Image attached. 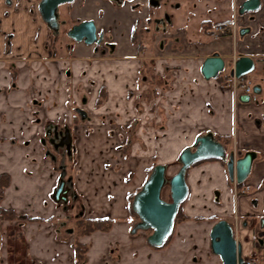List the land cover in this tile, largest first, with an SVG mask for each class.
I'll return each mask as SVG.
<instances>
[{
	"label": "crops",
	"instance_id": "0c3cea01",
	"mask_svg": "<svg viewBox=\"0 0 264 264\" xmlns=\"http://www.w3.org/2000/svg\"><path fill=\"white\" fill-rule=\"evenodd\" d=\"M39 2L0 0V175L2 182L9 178L0 208L16 215L0 220V264H75V241L87 246L83 264H221L206 240L220 207L207 201L191 215L189 201L184 203L183 213L192 219L180 225V235L168 246L154 249L145 232L131 233L129 199L154 163L166 165L145 152L158 132L183 145L210 132L236 152H255L252 161H264V29L258 30L264 14L253 21V38L248 35L241 50L255 61L259 100L250 104L200 73L203 59L214 52L232 58L222 46L213 49L197 38L182 42L193 52L145 56L147 47L130 36L133 22L145 20L143 10L110 0L60 5L58 21L91 20L104 32L103 42L113 50L100 54L94 45L66 38L64 25L55 35L40 16ZM100 94L105 98L98 106ZM59 130L69 133L68 158L50 143ZM210 168L213 172L201 166L189 171L188 198L205 197L199 181L210 183L208 189L223 187L219 168ZM263 176L262 170L255 181ZM60 179L69 181L65 203L53 198ZM241 208L249 210L246 200ZM78 218L111 223L108 231L77 235Z\"/></svg>",
	"mask_w": 264,
	"mask_h": 264
},
{
	"label": "flooded vegetation",
	"instance_id": "af4514ba",
	"mask_svg": "<svg viewBox=\"0 0 264 264\" xmlns=\"http://www.w3.org/2000/svg\"><path fill=\"white\" fill-rule=\"evenodd\" d=\"M110 1H112L113 3L117 5L126 4L131 9L136 10L137 8H139V11L143 10L142 12L145 15V20L141 24H139L138 20L134 21L132 24L131 30H130L131 39L134 40L132 42L135 43L137 46L143 47L142 38L140 41H137V37L141 36V34L143 36L148 35L150 32H152V34L157 33V32L166 33L169 35L172 34L169 29V25L171 24V16L167 12H164L163 14H158L157 11L155 12V10L163 4L162 1L161 2L160 0H110ZM244 1L245 0H232V14H231V17H229L228 19H225L222 21H215V22L209 20L208 18L203 19L204 20L203 26L206 27L205 32L207 33V36L209 38H213L214 41L226 39V37L232 38V39L230 38L229 41L224 40L223 43L225 42H227L228 44L230 43L229 50L233 53V55L235 53L241 55V50L243 48H246L247 41H248L247 40L248 35L251 34L250 37L253 38L252 31L254 28L252 27V23L254 20H256L255 18L257 17V15H259V13L262 14V12L264 11V2L260 0V6L257 10L248 11V12L244 11L242 13H239L241 9V5ZM179 5H180L179 3H176L175 7L178 8ZM206 5L207 3H205L204 6L202 7L199 6V10L203 11L204 14L206 12L205 10ZM57 22H58L57 31H54L49 26L48 27L54 32L55 35H58L60 31L59 27L61 25L66 26V29L63 31L62 34L65 35L66 38L70 39V41H73L72 38L67 36V32L74 25L80 23V21H77L76 23H71V24H68V22H65V21L60 22L58 21V13H57ZM150 23L153 24L152 29L148 26V24ZM218 27H221V32L218 35H214ZM263 29H264L263 25H260L258 30L262 31ZM260 31H256L254 34L261 35ZM139 32H142V33L140 34ZM100 34L102 36L101 40L98 43L94 42L91 45H94L95 49L100 54H104L105 52L109 50H113L112 43L103 42L104 32L103 31L98 32L96 30V36L99 37ZM163 42L164 41H160V47L162 46ZM167 46L168 45H166L165 48H167ZM213 54H218V53L214 52L211 55ZM221 58L224 60V69L220 73H218V75L215 78L219 80L220 82L219 84L223 87V85L225 84L227 80V76H229L228 73L226 74L225 69L226 68L231 69V65L234 59H233V56L230 59L223 58V57ZM235 78L238 79L239 81L246 80L245 77H238V78L235 77ZM252 91L254 92L256 96L255 101H252L250 97L248 98L247 102L240 101L239 98L243 96V94H239L237 97L235 95V97L241 103L256 104L258 103V100H259L258 98L259 92L256 94L255 93L256 90L254 89V87H252ZM77 113L79 117H81L82 119L87 118L85 111L81 109H77ZM57 135L59 137H57ZM50 137H51L50 143L51 141L53 142V150L56 151V148L59 147L61 148L60 153L62 155L68 156V152H69L68 140L70 138L68 131L67 130L54 131L51 133ZM217 142L223 145V148L225 150L224 159L210 158V159H206L202 161H197L191 164L185 171V181L188 187V194H189L188 197L190 196L191 190H192L191 186L188 183L190 170L195 169L204 163H213V164H216V166L219 168V170L221 171V175L223 177V181H222L223 187L221 186L222 188H219L218 186H214L212 189H210V195H212L214 203L219 205L220 212H219L218 218H216L217 216H214L213 218L214 221L206 235L207 248L209 249V252L218 256L221 264H223L221 256L212 252L210 231L212 227L218 221H224L230 227L232 238L234 239L235 244H236L237 254L240 256L242 260L240 264H264V176L261 178L259 182L255 181L256 177L260 176L261 171L262 170L264 171V161H252V159H254V156H255V152L253 151H250V150L245 151V153L243 154H241L240 151H237L238 155H236L234 151H232V148L231 147L229 148L228 143L221 142V141H217ZM189 148L191 149V151H194L195 148L193 147V143L191 144ZM231 153L233 154V161H229V158H228ZM249 153L252 154L253 156L250 161V167H249L248 173L241 179V181H238V179L242 175L241 174V169H242L241 162L242 161L240 160L243 159ZM47 155L50 156L52 159L55 158L52 154H50V152H47ZM177 162L179 163V167L177 168V170H175V173L173 175H175L181 167V163L179 161V155L177 157ZM165 175H166V167H165ZM173 175H171V177ZM65 182L66 183L64 184V186L66 185L68 186L69 181L65 180ZM161 197L163 198L162 192H161ZM260 198L261 200L259 201ZM67 199H68V194H67ZM186 200L179 207H181L182 215H184L185 217H188L183 213V210H182ZM244 200H246L247 207L249 206V210L245 212L241 208V205ZM79 216L80 215H76V217H79ZM195 218H198V217H194L193 219ZM78 219H76V221ZM188 219H192V218L188 217ZM200 219L201 218H198L196 220H200ZM6 220H9V219H6ZM184 221H187V219L184 218V220L178 221V211H177V214L174 219V225L172 228V232L170 236L166 239L164 244L160 247H152L147 243V236L151 233V230L149 229H146V230L136 229V231L133 232V234L136 233L137 231H143L146 233V244L148 245V247L154 248V249L165 248L166 246H168V244H170L174 240L176 236L180 235L179 233L180 228H181L180 225ZM138 222L139 220L137 219L133 228L137 225ZM75 228H76V222H75ZM147 232H149V234H147ZM75 264H76V260H75ZM236 264H239V263L237 262Z\"/></svg>",
	"mask_w": 264,
	"mask_h": 264
},
{
	"label": "water",
	"instance_id": "95a60500",
	"mask_svg": "<svg viewBox=\"0 0 264 264\" xmlns=\"http://www.w3.org/2000/svg\"><path fill=\"white\" fill-rule=\"evenodd\" d=\"M74 0H40L38 11L42 20L47 25L57 31V8ZM260 6V0H245L239 13L255 11ZM67 36L74 41H83L86 44L98 43L101 40V34L96 36V28L93 21H81L74 25L68 32ZM224 69V60L218 55L213 54L206 57L201 66L200 73L205 79L215 78L218 73ZM254 69V60L249 56H240L232 63L229 74L235 77H241L251 73ZM256 91L258 88H254ZM242 102H247V96L239 98ZM194 151L189 147L184 148L179 154L181 167L178 172L168 180L165 177V166L162 164L155 165L147 179L140 189L134 194L132 199V210L137 215L139 222L131 230L150 229L151 234L147 237V243L152 247H160L172 232L174 219L180 204L188 195V187L185 181V171L194 162L204 159L216 158L224 159L225 150L223 145L214 140L212 134L198 136L193 141ZM252 154H247L240 161L242 164L241 177L248 173ZM229 161H233V154L229 155ZM239 169V168H238ZM65 182L60 181L55 189L53 198L57 202H66L69 188L64 186ZM168 184L170 201L161 198V192L164 186ZM210 240L212 252L221 256L223 264L241 263V258L237 254L236 244L232 238L230 227L224 221H218L210 231Z\"/></svg>",
	"mask_w": 264,
	"mask_h": 264
},
{
	"label": "rangeland",
	"instance_id": "374dc122",
	"mask_svg": "<svg viewBox=\"0 0 264 264\" xmlns=\"http://www.w3.org/2000/svg\"><path fill=\"white\" fill-rule=\"evenodd\" d=\"M161 1L163 2V4L160 7H158L155 10V12L157 11L158 14H163L164 12H167L171 16V24L169 25V29L173 35L172 34L169 35V34L161 33V32L152 34V32H150L148 35L143 36L141 34L142 32H139L141 36L137 37V41H140L142 38L143 45L147 47L143 53L145 56L151 57L155 55H161V54L164 55L168 53L181 54V53L193 52L191 48L187 49L185 46H184L185 48H182V45H184L182 44V42L183 43L189 42V41L191 42L192 39H197V38H200L201 40L209 44L210 48L214 47L218 49L219 47L222 46V49H221L222 52H225L227 49L229 50L230 43L229 44L227 42L223 43V41L224 40L229 41L231 37H226V39H221L217 41H214L213 38H209L205 32L206 27L203 26L204 25L203 19L208 18L209 20L214 21V22L228 19L229 17H231V14H232V0H160V2ZM176 3L180 4L178 8L175 7ZM205 3H207V5L205 6L206 12L204 14L203 11L199 10V6L202 7L204 6ZM262 13L264 14V11ZM148 26L151 29L153 28L152 23L148 24ZM113 32L116 33V30H114ZM121 33L125 34L127 33V31L125 29H122ZM108 35L111 36L112 34L109 33ZM260 36L262 37V35ZM262 39L263 40L261 41L264 44V38ZM160 41H164L162 44L163 46L168 45L167 48L163 49L162 51L160 50ZM261 41L259 40V43ZM254 43H258V39ZM201 47H205V46H201ZM205 48H206L205 50L209 49L207 47ZM213 49H211L210 51H212ZM198 52L200 51H197V53ZM226 70L227 69H225V71ZM248 77L254 83L257 81L254 71L250 73ZM167 134L168 133L158 132V134H156L154 143H152L151 142L152 140L149 139L150 142L148 143V146H147L148 149L145 152L148 158L151 155L155 158L154 161H157V162L164 161L166 163L165 166L168 171V174H167V179H168L171 177L170 174H172V172H175V170H177V168L179 167V163L177 162V157L180 151L185 147H190L193 141L190 143H187L188 145L187 144L183 145L179 141L177 142V140H174L175 138L173 139L172 135H171V138H169V135ZM149 137L150 135H148V138ZM160 138L162 141L163 140L164 141L160 142ZM176 145L177 146L179 145L180 147L176 148L175 147ZM235 150L236 149L232 148V151H234V153L238 155V153ZM62 157H65V155H62ZM66 157L68 158L69 156H66ZM212 165L213 163H204L200 166L204 167L205 170L207 171L210 170L213 172V169L210 168ZM193 176L191 175V180L193 179ZM197 185H198V190H200L203 193V195H205V197H197V199L195 200L193 198L194 201L190 197L186 200L185 204L189 201V204L187 203L188 205L186 207H188L191 215H194L196 212H199L201 207L205 209L208 205L207 201L211 202L212 207L219 208V205L212 201L213 197H211L212 195H210V189H208L210 183H205V182L203 183L202 181H199ZM191 191L193 192V188ZM162 195L165 201L170 200L169 192H168V184L165 185L162 191ZM199 200L201 201V204H198ZM202 201L204 202L202 203ZM215 210L219 211V209H215ZM218 216L219 215H217L216 218H218ZM147 234H149V232H147Z\"/></svg>",
	"mask_w": 264,
	"mask_h": 264
},
{
	"label": "trees",
	"instance_id": "16d2710c",
	"mask_svg": "<svg viewBox=\"0 0 264 264\" xmlns=\"http://www.w3.org/2000/svg\"><path fill=\"white\" fill-rule=\"evenodd\" d=\"M105 98L103 94H100V99L97 100L96 105H100L102 103V100ZM4 175H0V196L2 192V188L8 184V177H5V181L2 182V178ZM133 198V194L130 196L129 199V209H130V214L134 218V221L137 220V216L131 209V200ZM16 215L10 211L6 210L3 208H0V220L2 219H13L15 218ZM188 219V217H185L182 215L181 207H179L178 210V221ZM198 218H195L196 220ZM111 220L110 219H95V220H90V219H78L76 221V233L77 235H88L92 232L95 231H107L110 227ZM87 250V246L79 241H76L75 243V249H74V258L76 260V264H82L84 259H85V253Z\"/></svg>",
	"mask_w": 264,
	"mask_h": 264
},
{
	"label": "built area",
	"instance_id": "2783aa9c",
	"mask_svg": "<svg viewBox=\"0 0 264 264\" xmlns=\"http://www.w3.org/2000/svg\"><path fill=\"white\" fill-rule=\"evenodd\" d=\"M217 33L221 32V27L216 29ZM224 88L229 89L232 94L235 96L239 94L248 95L252 101H255L256 96L252 91L251 83L249 81H239L236 78H229L226 80L225 84L223 85Z\"/></svg>",
	"mask_w": 264,
	"mask_h": 264
}]
</instances>
